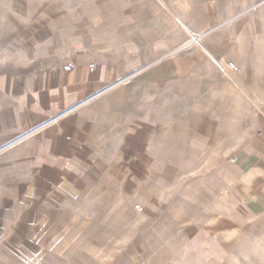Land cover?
Instances as JSON below:
<instances>
[{
    "label": "crops",
    "instance_id": "obj_1",
    "mask_svg": "<svg viewBox=\"0 0 264 264\" xmlns=\"http://www.w3.org/2000/svg\"><path fill=\"white\" fill-rule=\"evenodd\" d=\"M53 6L0 81V264H264V0Z\"/></svg>",
    "mask_w": 264,
    "mask_h": 264
},
{
    "label": "rangeland",
    "instance_id": "obj_2",
    "mask_svg": "<svg viewBox=\"0 0 264 264\" xmlns=\"http://www.w3.org/2000/svg\"><path fill=\"white\" fill-rule=\"evenodd\" d=\"M56 2L72 3L78 0H0V81L6 80V73L15 72L19 65L17 57L24 49V44L21 42L25 41L21 37H24L27 31L34 29L30 25L25 26L26 22L35 16L42 17L43 13H49L47 8H54L53 4ZM45 257L47 258L42 264H52L50 255Z\"/></svg>",
    "mask_w": 264,
    "mask_h": 264
},
{
    "label": "built area",
    "instance_id": "obj_3",
    "mask_svg": "<svg viewBox=\"0 0 264 264\" xmlns=\"http://www.w3.org/2000/svg\"><path fill=\"white\" fill-rule=\"evenodd\" d=\"M200 39L201 38L199 36L191 34L189 41L185 45H183L181 47V50L183 51V50H188V49L194 48L197 44L200 43ZM63 69L65 71H69L70 70V66H64ZM93 69H94L93 65L89 66V71L92 72ZM225 70H226L225 73L228 75V74H231V73H235L237 71V68H236V66L233 63L228 62L226 64V66H225ZM230 162L234 163L235 159H231Z\"/></svg>",
    "mask_w": 264,
    "mask_h": 264
}]
</instances>
